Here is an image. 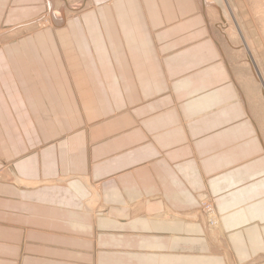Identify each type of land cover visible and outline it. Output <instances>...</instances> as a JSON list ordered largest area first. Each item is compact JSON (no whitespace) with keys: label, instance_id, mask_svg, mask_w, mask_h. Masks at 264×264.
I'll list each match as a JSON object with an SVG mask.
<instances>
[{"label":"crops","instance_id":"0c3cea01","mask_svg":"<svg viewBox=\"0 0 264 264\" xmlns=\"http://www.w3.org/2000/svg\"><path fill=\"white\" fill-rule=\"evenodd\" d=\"M106 1L34 33L43 0H0L27 30L0 50V264H264V141L215 25Z\"/></svg>","mask_w":264,"mask_h":264},{"label":"rangeland","instance_id":"374dc122","mask_svg":"<svg viewBox=\"0 0 264 264\" xmlns=\"http://www.w3.org/2000/svg\"><path fill=\"white\" fill-rule=\"evenodd\" d=\"M198 1L210 23L215 25L213 31L223 48L224 60L245 101L248 113L256 123L260 137L264 141V0H222L225 8L235 14L236 18L230 19L231 21L223 15L221 7L214 0ZM90 2L91 0H43L41 10L28 24L34 22V26H31L34 33L42 31L57 25L55 20L63 22L70 16L81 13L88 8ZM21 27H23L21 23L19 25L0 24V31H2L0 50H2V44H9L13 40L12 38L4 39L8 35L6 32L22 31ZM22 36H25V33ZM0 179H2L1 174ZM208 199L204 203L198 201L199 214L206 230L219 233L215 224V220L220 222L219 214L212 201L211 205L209 204ZM211 207L214 209L212 213H208Z\"/></svg>","mask_w":264,"mask_h":264},{"label":"bare ground","instance_id":"6f19581e","mask_svg":"<svg viewBox=\"0 0 264 264\" xmlns=\"http://www.w3.org/2000/svg\"><path fill=\"white\" fill-rule=\"evenodd\" d=\"M215 2H216V4L219 6V7H221V10H222V13H223V15L227 18V19H235L236 17H235V14H234V12L233 11H229V9H227V8H225V6H224V4H223V1L222 0H214ZM61 4V3H60ZM64 5V4H63ZM226 15H228V16H226ZM56 18V17H55ZM230 20V21H231ZM55 21H57L56 22V24H61V22L59 21V20H55ZM62 21V20H61ZM37 23H39V22H37ZM42 23V22H41ZM36 24V23H35ZM43 24V23H42ZM47 24V23H46ZM33 26H34V24H33ZM39 26H41V25H39ZM26 27V26H25ZM24 27V28H25ZM28 28V27H27ZM32 28V27H31ZM35 28V27H34ZM33 29V28H32ZM40 29V28H39ZM238 30V29H237ZM27 31V30H26ZM27 33V32H26ZM242 34V33H241ZM18 35V34H17ZM243 39V38H242ZM3 43V42H2ZM244 46V45H243ZM246 46V45H245ZM244 46V47H245ZM248 47V46H247ZM251 54V53H250ZM248 55V54H247ZM252 57V56H251ZM249 59V58H248ZM254 60V59H253ZM251 64V63H250ZM252 65V64H251ZM254 68V67H253ZM255 70V69H254ZM259 73V72H258ZM257 74V73H256ZM258 75V74H257ZM259 77V76H258ZM260 79V78H259ZM264 85V84H263ZM263 91V90H262ZM262 98V97H261ZM245 102V101H244ZM259 109V108H258ZM200 198V197H199ZM204 198V197H203ZM203 198H201V199H199L200 200V202H205L206 201V199H203ZM208 202H209V204L211 205V201H209L208 200ZM208 204V203H207ZM209 209V208H208ZM213 209L214 208H210V210L208 211V213L209 212H211L212 213V211H213ZM209 216H210V214H209ZM215 224H216V227H218V229H219V227H220V222H218L217 220H215ZM214 224V225H215Z\"/></svg>","mask_w":264,"mask_h":264}]
</instances>
